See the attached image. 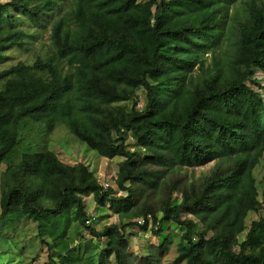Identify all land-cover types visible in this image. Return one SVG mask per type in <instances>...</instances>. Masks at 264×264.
<instances>
[{
    "label": "trees",
    "instance_id": "16d2710c",
    "mask_svg": "<svg viewBox=\"0 0 264 264\" xmlns=\"http://www.w3.org/2000/svg\"><path fill=\"white\" fill-rule=\"evenodd\" d=\"M57 1L0 0V57L23 36L12 26L11 11L36 25ZM236 1L71 0L74 28L63 19L53 25V55L0 71V164L16 147L20 121L42 122L49 130L60 122L100 157L123 159L115 182L126 196L105 189L83 164L67 165L51 151L24 154L2 174L0 223L25 217L40 236L48 232L54 241L47 264H83L65 241L72 210L93 239L105 242L97 264H131L130 226L160 238L155 250L161 257L171 244L162 235L166 223L184 229L173 264H264V217L234 249L245 214L258 206L251 169L264 153V9L244 24L234 22L229 8ZM223 42L224 57H212V70L204 71L202 58ZM195 68L203 77L193 75ZM255 71L263 77L256 79ZM138 91L145 93L141 110ZM128 137L137 151L128 150ZM227 159L230 165L183 191L180 201L168 197L158 210L144 202L140 215L131 212L136 198L146 200L174 167ZM85 196L142 223L97 232L86 224ZM181 212L201 228L194 231Z\"/></svg>",
    "mask_w": 264,
    "mask_h": 264
},
{
    "label": "rangeland",
    "instance_id": "374dc122",
    "mask_svg": "<svg viewBox=\"0 0 264 264\" xmlns=\"http://www.w3.org/2000/svg\"><path fill=\"white\" fill-rule=\"evenodd\" d=\"M8 2L10 0H1ZM264 9V0H237L229 8V19L244 24L256 10ZM71 0H58L57 4L47 11L45 16L38 24H32L29 19L10 12V18L13 28L21 30L23 36L20 38V45L4 51L0 57V71L7 70L10 67L23 63L31 65L37 59L46 61L54 53V47L51 41V31L53 25L63 19L67 26L74 28L71 16ZM229 23V22H228ZM226 42L220 45L214 55H205L202 58L204 71L212 70V57H224ZM65 68L64 64L60 65ZM193 75L203 77V73L198 69H194ZM254 77L260 79L263 77L261 73L255 71ZM253 77V78H254ZM252 87V86H251ZM144 91L137 92V109L141 110L145 103ZM110 137H113L111 133ZM128 150L137 151L135 141L128 137L125 141ZM45 151L55 153L58 158L65 164L76 166L83 164L88 171L93 174L100 185L108 182L109 188L115 191V196H126V192L119 191L116 187V173L118 165L123 161L120 157L112 160L100 157L95 151L90 150L85 144L75 139L69 130L62 123H57L52 130L42 122H34L29 119H23L17 126V144L16 147L3 159L0 164V182L2 174L9 169L15 168L24 154H37ZM232 163L231 159L222 161H213L200 167H174L167 172L156 191H147L145 194L152 193L145 198L137 197L131 208V212L139 213L140 208L146 207L143 204L148 202L155 210L160 207V202L170 197L172 201H180L183 191H190V188L198 189L213 172L224 170L226 166ZM155 169L153 166H148ZM251 177L256 189L258 206L256 209L245 214L242 230L236 236V244L234 249L237 250V244L245 241L247 233L253 222L259 221L264 217V153L259 162L251 169ZM128 184H126V187ZM1 187V186H0ZM137 184L134 190L140 189ZM172 189V190H171ZM1 196V195H0ZM84 204L86 205V219L92 216L96 221L89 226L95 231H101L105 226L117 225L120 222H140V218H123L113 214L108 210V205L100 208L93 201L92 196H85ZM43 206L52 209L53 204L46 200H41ZM160 215V213H159ZM181 220L191 221L195 230L201 228L197 218L184 214H180ZM79 215L72 210L70 213L69 227L66 232L65 241L68 247L77 253L83 261V264H97L102 255L105 242L93 239L89 232L79 225ZM184 233V229L171 223L163 225L162 235L169 236L171 244L168 250L158 258L160 252L155 250L161 240L152 237L149 233L142 234L133 227L126 229V241L128 242L127 253L130 254L131 264H173V260L177 256V247L180 244V236ZM213 232L209 229L207 236L210 237ZM54 240L51 239L48 232L42 236L38 234V228L33 220L19 217L13 219L12 222L0 223V264H47L48 248ZM106 259H103V261ZM107 262V260H106ZM184 264V263H181Z\"/></svg>",
    "mask_w": 264,
    "mask_h": 264
},
{
    "label": "built area",
    "instance_id": "2783aa9c",
    "mask_svg": "<svg viewBox=\"0 0 264 264\" xmlns=\"http://www.w3.org/2000/svg\"><path fill=\"white\" fill-rule=\"evenodd\" d=\"M103 187L106 189V188H108L109 187V184H108V182H104L103 183ZM150 218V216H148V219ZM96 221V218L95 217H91L90 219L88 218L87 220H86V224L87 225H91L93 222H95ZM139 223H142V220L139 222Z\"/></svg>",
    "mask_w": 264,
    "mask_h": 264
}]
</instances>
